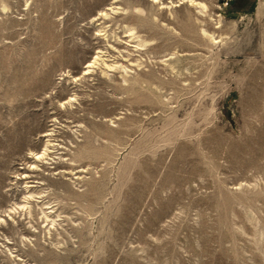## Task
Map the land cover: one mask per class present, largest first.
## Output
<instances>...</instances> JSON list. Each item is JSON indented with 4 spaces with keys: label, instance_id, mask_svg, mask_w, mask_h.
I'll return each instance as SVG.
<instances>
[{
    "label": "rangeland",
    "instance_id": "obj_1",
    "mask_svg": "<svg viewBox=\"0 0 264 264\" xmlns=\"http://www.w3.org/2000/svg\"><path fill=\"white\" fill-rule=\"evenodd\" d=\"M0 264H264V0H0Z\"/></svg>",
    "mask_w": 264,
    "mask_h": 264
},
{
    "label": "bare ground",
    "instance_id": "obj_2",
    "mask_svg": "<svg viewBox=\"0 0 264 264\" xmlns=\"http://www.w3.org/2000/svg\"><path fill=\"white\" fill-rule=\"evenodd\" d=\"M152 1H155V2H157L158 0H152ZM102 13L103 14H106V12L105 11H102ZM92 65V62H89V64H88V66L87 67H90ZM42 156V153L41 152H39V153H36V157L37 158H39V157H41ZM35 168V166H33L32 167V169H34Z\"/></svg>",
    "mask_w": 264,
    "mask_h": 264
}]
</instances>
